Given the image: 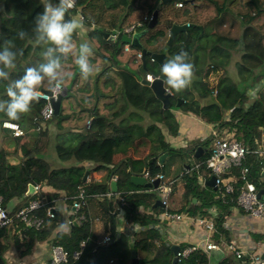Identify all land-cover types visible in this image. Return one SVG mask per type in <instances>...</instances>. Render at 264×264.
Segmentation results:
<instances>
[{
	"label": "trees",
	"instance_id": "obj_1",
	"mask_svg": "<svg viewBox=\"0 0 264 264\" xmlns=\"http://www.w3.org/2000/svg\"><path fill=\"white\" fill-rule=\"evenodd\" d=\"M178 2L182 3L181 6ZM44 5L43 0H0V45L4 40H11L14 50L23 53L17 56L15 69L10 70L13 80L22 76L26 68L42 62V49L38 47L34 52L37 46L34 40L19 39L17 31L23 28L31 37L33 19L42 12ZM155 10L157 22L140 36L141 47L132 45V32L125 29L131 25L138 30L145 28ZM67 15L70 20L78 15L89 30H77L73 34L72 53L62 57L60 72L67 77L63 86L67 92L61 98L59 111L51 118L43 119L40 112L45 100L39 97L28 113L13 121L24 131L22 135L14 136L17 143L23 146L18 162L12 163L11 152L0 144V195L3 205L13 216L31 200H38L41 205L35 210V215L42 218L38 228L29 227L18 218H14L9 225L0 226V264H8L5 254L12 246L16 255L24 257L32 253L35 244L45 241L51 247L60 245L67 252V260L63 264H130L136 256L138 264H171L172 242L167 239L166 231L161 232L153 226L162 221L160 215L163 208L154 205L159 194L150 187L135 185L131 176L144 172V167L148 180L165 171L166 164H159L158 157L177 149L167 141L161 124L174 116L173 108L194 115L203 112V118L218 127L219 132L227 130L245 145L252 146L261 139L264 96L261 94L260 99H251L247 90L264 77V0H169L167 3L162 0H75V7ZM174 23L188 25L168 45L169 28ZM158 30H162L163 34H156ZM84 32L85 36H82ZM155 34L156 41L148 42L147 39ZM110 35L115 37L110 38ZM84 41L92 48L89 59L93 72L87 79L81 76L75 64L78 46ZM125 43L129 45L128 50L124 49ZM142 47L151 52L164 53L163 63L181 51L186 52V62L194 66L192 82L186 89L180 92L169 90L172 101L169 108L162 109V103L152 89L141 83L146 73L154 76L160 73L159 63L148 55L143 65L139 56ZM234 50L240 51L235 63L236 78L224 70ZM206 59L209 61L207 65ZM208 65L210 69L206 67ZM222 69L223 72L218 73L217 70ZM208 70L217 75L215 95H212L214 87H209L202 79ZM111 79L115 82L114 86L106 85ZM7 83L0 81V98H7ZM165 87L168 88L166 84ZM49 89L47 80L38 88ZM195 94L208 101L201 103ZM179 98L181 103L176 106ZM144 118L151 122L140 123L139 120ZM4 120L8 118L0 113V141L4 133L1 122ZM87 120H90L89 126ZM125 120L138 122L115 126L116 122ZM165 126L170 132H177L175 121L167 122ZM85 129L92 131L86 132ZM140 137L149 141L148 154L144 158H126L114 164V148L133 143ZM51 140L56 156L63 161L73 160L72 164L54 167L37 153ZM209 143L210 140H207L202 144L205 152L196 158L197 162L202 163L210 155ZM251 162V179L257 188H264L263 163L255 158ZM95 170H105V177L96 181L82 179L85 171H88V177ZM199 172H205L204 165L198 170L192 167L182 174V202L173 204L172 191L169 211H184L190 215L208 212L212 205L213 188L201 185ZM113 176L116 177V190L107 195ZM28 183H42L44 187L26 195ZM81 189L86 193V202L77 214L71 210L64 218L61 213H55L53 217L47 214V208L53 206L57 199H63L70 207ZM237 193L236 190L226 197V203L220 204L222 218L235 205ZM117 195L126 201L122 206L125 220L143 228L123 230L112 241L101 243L107 229L95 230L88 208L95 203L99 205L103 215L112 222L110 234L113 236L114 215L118 212L117 205L121 204ZM193 198L198 203H194ZM14 199L16 202L13 203ZM81 215L84 217L80 218ZM68 219L71 222L67 225ZM218 230L228 236L221 223ZM214 237L218 239L219 234ZM178 245L181 250L187 244ZM75 251L78 252L76 256ZM248 257L247 254L238 258L231 253L218 264H245ZM46 264L52 263L48 260ZM176 264L211 263L209 253L199 247L180 257Z\"/></svg>",
	"mask_w": 264,
	"mask_h": 264
},
{
	"label": "built area",
	"instance_id": "obj_2",
	"mask_svg": "<svg viewBox=\"0 0 264 264\" xmlns=\"http://www.w3.org/2000/svg\"><path fill=\"white\" fill-rule=\"evenodd\" d=\"M181 6V2L177 3ZM126 31L135 32L138 29L135 25H131L125 29ZM128 43L124 44V49L128 50ZM140 56V54H139ZM212 67V66H211ZM208 74V73H207ZM212 70L210 71V75ZM144 78L152 81L153 75L146 73ZM214 87V86H213ZM50 90V89H49ZM166 90L169 89L166 87ZM51 91V90H50ZM40 98L45 100V104L41 109V116L43 119L51 118L55 109L51 102V99H56L58 94L61 92L48 93L44 90H38ZM217 92L216 88H212V95ZM90 120H87V126H89ZM1 127L9 130L12 136H20L24 133L23 129L18 123L4 120L1 122ZM229 133V132H228ZM210 155L201 163L197 162L193 168L199 169L201 165H204L205 172L198 173V181L203 185L210 184L213 188L212 205L209 206L207 213H197L190 215L187 212H171L168 210V195L170 191V181L166 180L163 173H158L156 176L151 177L149 180H153L158 177L160 183L154 189L158 192L159 199L162 203L163 212L160 215L161 220L168 222L183 221V222H196L201 232L203 233L202 243H194L186 246L183 249H179L177 252L178 260L182 256H186L190 251L195 248H202L207 253L211 249L220 248L224 251V257L228 254L233 253L236 257L240 258L248 254V261L245 264H264V253L258 251L249 252L248 250L242 249L239 245L234 243L232 240L227 239L223 232L218 230V225L221 223L223 227L225 224V218L228 212L224 213L222 218V208L220 204L226 203V197L231 196L236 190L238 191L235 198V205L239 209L243 210L250 216L253 217H264V199L258 196L257 191L259 188L256 187L255 182L251 179V167L253 158L259 159L262 163V172L264 171V139L261 136L260 140H256L252 146L245 145L241 140L233 137L232 133L222 135L218 131H213L211 137V144L209 146ZM147 172L144 175L147 177ZM115 179V178H114ZM43 186L42 183L35 184V191L39 190ZM112 191L109 189L107 195H110ZM121 199V207L126 204L123 197ZM86 202V193L81 189L79 193L74 196L72 203L69 207L74 214H77L80 208ZM41 205L38 200H31L27 205L21 207L15 215H11L9 210L3 205L2 197L0 195V226L9 225L14 218H18L23 221L27 226L38 228L42 223V218L35 215V210ZM50 206L47 208V214L50 217L55 215V211H52ZM84 216L81 215L80 218ZM71 220H67L68 225ZM122 226L126 227L127 230L136 231L142 229L140 225L135 223L127 222L124 220L121 223ZM119 232V226L114 229L113 236L110 233L105 234L101 243L112 241L117 237ZM218 233L219 238L215 239L214 235ZM74 255H78L75 251ZM67 260V252L60 246L54 245L51 247L50 262L52 264H63Z\"/></svg>",
	"mask_w": 264,
	"mask_h": 264
},
{
	"label": "crops",
	"instance_id": "obj_3",
	"mask_svg": "<svg viewBox=\"0 0 264 264\" xmlns=\"http://www.w3.org/2000/svg\"><path fill=\"white\" fill-rule=\"evenodd\" d=\"M44 1V0H43ZM46 3V1H45ZM75 19H79L77 15L74 17ZM38 50V46H37ZM115 82L113 79L109 80L108 85L114 86ZM258 86V94L264 96V77L256 84ZM130 112V111H129ZM128 112V113H129ZM174 116L166 121L167 122H176L178 124L177 132L172 133L169 131L168 127L165 126L166 123H162L163 131L165 133V137L169 144L176 148L175 152H164L166 156L163 159L162 163L159 164H166V169L163 172L164 177L166 180L170 181V191L168 195V202L170 193L174 192V201L173 204L179 205L181 201V197L184 191V182L182 181V174L192 169V167L197 163L196 156L194 155L197 147H202L203 150L200 153L203 154L204 147L203 143L207 140H210L211 144V137L213 131H218L219 128L215 127L212 123L207 122L202 113L200 114H191L185 111H182L177 108H173ZM127 115V114H126ZM132 122H138V120H125V121H118L116 122V127L129 124ZM140 123H150L151 121L147 118L139 120ZM86 132H91L90 129H85ZM264 131V130H263ZM2 132L3 137L1 138L0 144L7 150L11 152V162L16 163L20 160V152L23 148L22 144L17 143L14 139V136L11 135L9 130L4 129ZM220 133V132H219ZM264 133V132H263ZM221 134H229L227 130H221ZM53 144V140L50 141L46 147L37 152L42 154L43 157L51 163L54 167H59V163L54 159L55 150L50 151L51 145ZM54 149V147H53ZM150 149L149 141L144 138L140 137L136 139L133 143L130 144H121L114 148L112 161L113 163H117L122 159L126 158H144ZM36 153V152H34ZM57 163L56 165L52 164ZM74 161L71 160L70 163ZM159 162V161H158ZM145 167L143 169L144 172L138 173L135 175H144ZM97 173V174H96ZM133 175V174H132ZM92 176L94 178H92ZM145 176V175H144ZM105 177V173L101 172H93L86 177L87 181H96L103 179ZM146 177V176H145ZM116 177L113 176L111 180H115ZM148 180V178L146 177ZM149 181V180H148ZM202 185V184H201ZM209 187L210 184L207 183ZM203 186V185H202ZM44 187V186H43ZM154 189L155 187H150ZM212 188V187H211ZM47 191H51L50 188H46ZM112 191V190H111ZM122 196L117 195V198L120 200ZM159 196L158 198H160ZM121 201V200H120ZM178 201H180L178 203ZM16 202V199L13 200V203ZM194 203H198L197 199L193 201ZM121 204L117 205V213L116 216L114 215V229L115 226H119V232L123 230H127L126 227L122 226L121 223L125 220L123 217V211ZM53 207L57 209L58 213L64 218V207L65 211H69V207L63 202V199L55 200ZM89 214L91 215L93 226L95 230L98 232L102 227H106L107 233L111 232L112 222L108 217L104 216L101 212V209L98 204L89 205L88 208ZM184 212V211H181ZM115 213V211H114ZM68 214V212L66 213ZM161 232L166 231V236L169 241L172 243L180 244L186 243L187 245L202 243L203 233L199 225L196 222H181V221H174L168 222L162 220L160 223H156L153 225ZM223 229L228 231V236L225 237L227 239L232 240L234 243L239 245L242 249L248 250L250 253L254 251H258L260 253H264V217H253L245 213L243 210L239 209L236 206H231L228 210V214L225 218V224ZM114 231V230H113ZM118 232V234H119ZM186 245V246H187ZM8 264H46L51 257V250L49 248V244L47 241L37 243L34 246V249L30 255L19 257L15 254V250L13 246L7 251L5 254Z\"/></svg>",
	"mask_w": 264,
	"mask_h": 264
},
{
	"label": "clouds",
	"instance_id": "obj_4",
	"mask_svg": "<svg viewBox=\"0 0 264 264\" xmlns=\"http://www.w3.org/2000/svg\"><path fill=\"white\" fill-rule=\"evenodd\" d=\"M74 7L75 0H56L55 3L53 0H47L42 12L33 19V27L30 30L32 36L30 37L29 32L23 28L17 31L19 39H33L42 49V62L26 68L18 79L10 78V70L15 69L17 56L23 53L14 50L15 45L11 40H4L0 45V81H8L5 88L7 98H0V113L9 121L19 120L22 114L31 110L33 102L40 97L38 88L45 80L48 81L51 91L62 90L67 78L60 72L62 57L69 56L73 51V34L80 29L89 30L82 19H65L66 13ZM91 55L92 48L89 43H80L75 64L85 79L93 72L89 59ZM186 58L187 53L181 51L161 65L163 83L169 90L180 92L191 84L194 66L186 62Z\"/></svg>",
	"mask_w": 264,
	"mask_h": 264
},
{
	"label": "water",
	"instance_id": "obj_5",
	"mask_svg": "<svg viewBox=\"0 0 264 264\" xmlns=\"http://www.w3.org/2000/svg\"><path fill=\"white\" fill-rule=\"evenodd\" d=\"M169 0H162V2L164 3H167ZM66 19H69L67 13H66ZM157 22V10H155L151 17L149 18V20L147 21V26L141 30H137L135 32L132 33L131 35V38H130V43L132 45H135V46H139L141 47V44L139 42V38L141 35H143L147 30L148 28L152 27L155 25V23ZM188 23H184V24H172L171 27L169 28V33H168V37H167V44L170 45L172 43V40L174 38V36L182 31V30H185L186 27H187ZM107 34V33H105ZM115 35H110V38H114ZM150 56L151 59L157 61L161 67V65L163 64V57H164V53H157V52H151L149 50H146L145 48H141V53H140V57L142 59V63L144 65L145 63V58L146 56ZM141 83L145 84V85H148L153 93L155 94V96L161 101L162 103V109H165V108H169L171 105H172V101L170 99V96H171V92L170 91H167L166 90V87H165V84L163 83V77L161 76V73H159L158 76H154L153 75V80L150 81L144 77L141 78ZM48 93H51L50 90H44ZM67 90H66V87H63L61 92L58 94L57 98L54 100V99H51V102L54 106V109H55V113H57L59 111V107H60V101H61V98L66 94ZM181 100L182 99H177L176 101V106H179L180 103H181ZM203 148L202 147H197L194 155L196 157L200 156V153L202 152ZM166 156V153H162L159 157H158V161L159 163H162L163 162V159L164 157ZM87 173L88 171H85L82 179L85 181L86 180V177H87ZM262 174H264V171L262 172ZM131 181L135 184V185H144V186H147V187H157L158 184L160 183V179L158 177L154 178L153 180H147L146 177L144 175H135L133 174L131 176ZM110 188L113 192H115L116 190V186H115V180H112L111 181V184H110ZM35 192V185L33 183H28L27 185V189H26V192L25 194L26 195H29V194H32ZM257 194L258 196H260L262 199H264V188L261 187L259 188V190L257 191ZM195 200V198H193V201ZM154 205H158V206H163L162 203H161V200L159 198H157L155 200V203ZM52 211H55L56 213H58L57 209L52 207L51 208ZM172 252H173V258H172V261H171V264H176L177 261H178V258H177V252L179 250V245L176 244V243H172L171 246H170ZM209 258H210V263L211 264H218V262L224 258V251L220 248H214V249H211L209 251ZM139 263V259L138 257H133L132 260H131V263L130 264H138Z\"/></svg>",
	"mask_w": 264,
	"mask_h": 264
},
{
	"label": "rangeland",
	"instance_id": "obj_6",
	"mask_svg": "<svg viewBox=\"0 0 264 264\" xmlns=\"http://www.w3.org/2000/svg\"><path fill=\"white\" fill-rule=\"evenodd\" d=\"M47 2V0H44V2ZM149 20V19H148ZM82 31H83V29H82ZM156 34H163V31L161 30H158L157 31V33ZM156 34L154 35V36H152V37H150V38H148L147 39V41L148 42H154V41H156L155 40V36H156ZM82 36H85V32H84V34L82 33ZM34 52H37V46L35 47V50H34ZM239 55H240V51H238V50H234L233 51V53H232V56H231V58H229V60L227 61L228 63H227V65H225V71H226V73L228 74V75H230L231 77H235L236 78V76H237V70H236V66H235V63H236V61L238 60V58H239ZM208 62L209 61H207V59H206V61H205V65H207L208 64ZM206 67H209V69H210V65H208V66H206ZM210 71L211 70H208V74L207 75H204L203 77H202V79L204 80V81H206L207 83H208V85H209V87H213V86H215V84H216V82H217V80H216V77H217V75L215 74V72L212 70V74L210 75ZM218 71V73H221V72H223V69L222 70H217ZM139 73V72H138ZM106 85H108V82L106 83ZM258 86H256V85H254V86H251V87H249L248 88V94H249V96H250V98L251 99H254V98H257V99H260V97L262 96V95H259L258 94V88H257ZM195 96H196V98H198L199 99V101L201 102V103H206L208 100L207 99H201L197 94H195ZM263 131V130H262ZM264 132V131H263ZM262 132V137H263V139H264V133ZM52 141V140H51ZM51 145V148H50V151H51V153H52V151L54 150L53 149V144L51 143L50 144ZM46 147V146H45ZM44 147V148H45ZM43 148V149H44ZM54 159L57 161V163H59V166H67V165H69V164H72V163H70L71 162V160H68V161H63V160H60L57 156H56V153H55V156H54ZM50 163V162H49ZM57 163H53L52 162V164H54V165H56ZM51 164V163H50ZM52 166V165H51ZM93 172H98V174H100L101 172L103 173H106L105 172V170H95V171H92L90 174H92ZM85 173V172H84ZM97 174V173H96ZM106 175V174H105ZM92 178H94L93 176H92ZM180 201H178V203H179ZM68 212V211H67ZM66 211H65V207H64V213H63V215H64V217L67 215L66 213H67ZM116 227V226H115ZM49 248H50V250H51V246L49 245Z\"/></svg>",
	"mask_w": 264,
	"mask_h": 264
}]
</instances>
